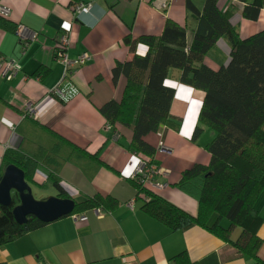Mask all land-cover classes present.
Here are the masks:
<instances>
[{"label":"crops","instance_id":"crops-1","mask_svg":"<svg viewBox=\"0 0 264 264\" xmlns=\"http://www.w3.org/2000/svg\"><path fill=\"white\" fill-rule=\"evenodd\" d=\"M155 2L0 0V5L10 10L0 20V58H13L20 65L11 79L0 75V168L4 153L20 144L18 125L30 104L36 113L35 121L76 146L97 153L108 166L101 167L88 179L79 166L65 163L60 182L73 199L80 201L99 193L113 196L119 202L109 212L92 210L84 218L63 216L0 246V264H174L171 258L181 251L197 264H264V192L256 203L262 216L258 229L262 242L254 258L238 255L231 245L194 224L169 232L165 225L142 212V199L126 181L139 159L127 148L131 130L120 124L107 127L98 107L122 96L125 78L119 76L113 82L111 70L116 61L131 56L123 42L125 36L159 35L167 18L179 25L191 23L185 0H166L165 9L156 8ZM86 3L92 4L88 12L74 11L75 5ZM232 3L233 0H218L217 4L231 23L237 25L242 38L264 29L263 10L256 20H247L231 7ZM19 24L38 33L24 49L17 35ZM61 33L69 40L65 53L70 59L83 53L89 56L63 81L62 86L68 89L65 100L51 93L64 74L59 60L61 50L57 47ZM190 37L188 33L187 39ZM217 46L227 59L229 47L225 40L219 39ZM205 63L216 68L220 60L214 53H208ZM39 67L48 68L43 78L34 75ZM178 77L177 70H169L167 78L175 88L170 112L180 119L179 128L160 125L145 137L155 148L158 162V174L149 186L174 205L194 214L195 198L178 189L175 183L183 170L195 163H208L210 154L205 145L214 132L203 126L196 140L191 139L198 124L203 92L181 83ZM160 143L169 151L157 152ZM33 177L34 183L28 184L36 199L56 195L47 182L48 172L44 167L37 165ZM41 184L46 186L40 187Z\"/></svg>","mask_w":264,"mask_h":264},{"label":"trees","instance_id":"trees-1","mask_svg":"<svg viewBox=\"0 0 264 264\" xmlns=\"http://www.w3.org/2000/svg\"><path fill=\"white\" fill-rule=\"evenodd\" d=\"M217 3L218 0H185L191 23L179 25L167 18L159 35L125 36L123 42L131 56L116 61L111 70L113 82L119 76L125 78L122 96L106 101L98 111L107 127L120 124L131 130L127 148L144 161V166L143 173L127 177L126 181L142 199L140 208L144 214L165 225L169 232L194 224L231 245L238 255L256 258L262 242L258 235L262 216L256 203L264 192V29L242 38L237 25ZM231 5L247 20H256L264 11V0H233ZM219 39L229 47L227 59L218 49ZM208 53L220 60L218 67L205 63ZM172 69L179 72L181 83L203 92L191 139L196 140L203 126L214 132L205 145L210 154L208 163H195L183 170L175 183L195 198L194 214L145 184L150 166L157 168L153 177L158 174L155 148L145 137L160 125L176 130L180 124V119L170 112L175 88L167 77ZM47 73L48 68L39 67L34 75L43 78ZM34 119L23 114L18 125L20 144L4 153L0 178L7 165H14L23 172L27 183H34L35 167L41 165L48 172L47 182L55 189V196L73 199L60 182L65 163L79 166L88 179L108 166L97 153L76 146ZM18 202L16 193H12L11 203L0 205V246L48 224L33 216L23 224L17 223L12 209ZM118 204L113 196L93 193L74 200L69 215L84 218L92 210L109 212ZM223 221L227 224L223 225ZM171 260L174 264H197L185 251Z\"/></svg>","mask_w":264,"mask_h":264},{"label":"water","instance_id":"water-1","mask_svg":"<svg viewBox=\"0 0 264 264\" xmlns=\"http://www.w3.org/2000/svg\"><path fill=\"white\" fill-rule=\"evenodd\" d=\"M12 193H16L19 201L12 209L13 217L19 224L25 223L28 216L49 223L69 215L74 206V200L69 198H34L23 172L14 165H7L0 178V205H9Z\"/></svg>","mask_w":264,"mask_h":264},{"label":"built area","instance_id":"built-area-1","mask_svg":"<svg viewBox=\"0 0 264 264\" xmlns=\"http://www.w3.org/2000/svg\"><path fill=\"white\" fill-rule=\"evenodd\" d=\"M154 4H155V7L158 9H165L167 6L166 0H156ZM91 7H92L91 3L77 4L74 6V11L76 13L88 12L91 9ZM9 12H10L9 8L0 5V15L8 16ZM17 35H18L19 42L20 44H22V48L24 49L25 47H27L30 41H33L36 39L38 33L34 30L28 29L27 27L19 24L17 26ZM58 40L59 41L57 42V47L59 48V50H61L59 60L61 64H63L64 66V74H63V78L61 79V82L51 89V93L59 97L60 99L65 100L67 98L68 89L65 86H62L63 81L67 78L68 75L71 74V72L74 70V68L77 65L88 60L89 56L86 53H83V54L77 55L74 59H70L68 55L65 53L68 47V42H69L67 35L65 33L58 34ZM19 69H20V65L15 59L0 58V75L3 78L7 80L11 79L19 71ZM25 110L27 111L29 115L36 117L34 108L30 104H27ZM167 151H169V149L163 146L161 143L157 146V152H167ZM143 166H144V161L142 159H138V163L135 169L133 170L131 176L143 173ZM156 170H157L156 166L154 165L150 166V169L148 170V175L145 178L146 185L153 183L152 174H153V171H156Z\"/></svg>","mask_w":264,"mask_h":264},{"label":"rangeland","instance_id":"rangeland-1","mask_svg":"<svg viewBox=\"0 0 264 264\" xmlns=\"http://www.w3.org/2000/svg\"><path fill=\"white\" fill-rule=\"evenodd\" d=\"M149 185H151V184H149ZM42 192H46V190H42ZM32 194H33L34 198L37 197V195H36L34 192H33ZM45 195H46V194H45ZM97 211H98V210H97ZM98 212H99V211H98ZM75 216H76V215H75Z\"/></svg>","mask_w":264,"mask_h":264}]
</instances>
